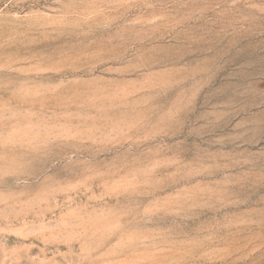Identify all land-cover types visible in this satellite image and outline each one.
I'll return each instance as SVG.
<instances>
[{
    "label": "rangeland",
    "instance_id": "rangeland-1",
    "mask_svg": "<svg viewBox=\"0 0 264 264\" xmlns=\"http://www.w3.org/2000/svg\"><path fill=\"white\" fill-rule=\"evenodd\" d=\"M0 264H264V0H0Z\"/></svg>",
    "mask_w": 264,
    "mask_h": 264
}]
</instances>
